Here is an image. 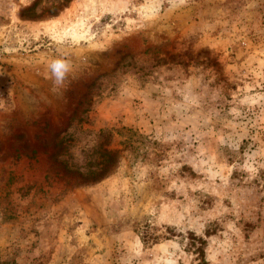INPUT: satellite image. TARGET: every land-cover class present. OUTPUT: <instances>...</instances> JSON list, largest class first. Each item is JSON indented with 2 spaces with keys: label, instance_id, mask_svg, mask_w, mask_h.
<instances>
[{
  "label": "rangeland",
  "instance_id": "rangeland-1",
  "mask_svg": "<svg viewBox=\"0 0 264 264\" xmlns=\"http://www.w3.org/2000/svg\"><path fill=\"white\" fill-rule=\"evenodd\" d=\"M0 264H264V0H0Z\"/></svg>",
  "mask_w": 264,
  "mask_h": 264
},
{
  "label": "trees",
  "instance_id": "trees-1",
  "mask_svg": "<svg viewBox=\"0 0 264 264\" xmlns=\"http://www.w3.org/2000/svg\"><path fill=\"white\" fill-rule=\"evenodd\" d=\"M68 0H63L64 2H67ZM36 3H32V5L25 7L21 10L20 13L24 16H29L27 14L28 12H31L32 9L35 7ZM62 149L61 145L57 146L56 151H50L48 153V157L51 161V166L55 170V175L59 178H64L65 180L72 182L76 185H82V184H91L100 181L102 178H104L107 173L110 171V169L114 166L116 163V150H110V149H103L98 153L97 161L95 162V165H93L95 170H91L87 173H80L76 169H72L63 162H60L57 160L56 155L58 152ZM195 239L193 237L190 238L191 243ZM199 243H202V240L200 238L196 239ZM198 254L202 253V251L197 249ZM199 254V255H200Z\"/></svg>",
  "mask_w": 264,
  "mask_h": 264
},
{
  "label": "clouds",
  "instance_id": "clouds-1",
  "mask_svg": "<svg viewBox=\"0 0 264 264\" xmlns=\"http://www.w3.org/2000/svg\"><path fill=\"white\" fill-rule=\"evenodd\" d=\"M61 67H62L61 64L57 62L53 65V68H52L53 73L57 76L58 79L61 78Z\"/></svg>",
  "mask_w": 264,
  "mask_h": 264
}]
</instances>
